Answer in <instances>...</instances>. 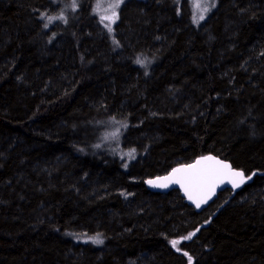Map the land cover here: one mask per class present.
I'll use <instances>...</instances> for the list:
<instances>
[{
    "label": "trees",
    "instance_id": "obj_1",
    "mask_svg": "<svg viewBox=\"0 0 264 264\" xmlns=\"http://www.w3.org/2000/svg\"><path fill=\"white\" fill-rule=\"evenodd\" d=\"M94 3L0 0V264H264V0ZM209 153L248 180L201 212L144 184Z\"/></svg>",
    "mask_w": 264,
    "mask_h": 264
},
{
    "label": "snow or ice",
    "instance_id": "obj_2",
    "mask_svg": "<svg viewBox=\"0 0 264 264\" xmlns=\"http://www.w3.org/2000/svg\"><path fill=\"white\" fill-rule=\"evenodd\" d=\"M122 2V0H117V3L113 5V7L118 6V4ZM75 0H73V4ZM199 2L197 3V7H199ZM207 9L205 8V11ZM62 19L63 17H58ZM50 20L52 18H49ZM203 19V16L200 17ZM48 25L45 24V27ZM107 26V25H106ZM134 151V150H133ZM203 161H214V165L212 166H201ZM126 166V165H125ZM183 174V175H178ZM225 177L235 178L240 177L243 178V173L238 171H233L231 166L224 163L223 161L216 160L214 157H202L200 160L196 161L194 164L184 165L181 168L173 169L172 173L168 177L158 178L163 179L167 182L180 184L185 188V191L188 193L189 199H195L194 193H199L204 191L205 189H211L215 186V183L223 180ZM250 179V177H249ZM149 184H153L158 187H167V183L163 184H155L154 181H147ZM234 186H239L235 180L233 179ZM196 206H200V201L195 200ZM194 235V234H193ZM190 237H185L184 239H188ZM99 242V241H97ZM178 241H171L173 247L177 245ZM178 251L180 249H177ZM187 255V253H184ZM189 261L191 262V257H189Z\"/></svg>",
    "mask_w": 264,
    "mask_h": 264
},
{
    "label": "rangeland",
    "instance_id": "obj_3",
    "mask_svg": "<svg viewBox=\"0 0 264 264\" xmlns=\"http://www.w3.org/2000/svg\"><path fill=\"white\" fill-rule=\"evenodd\" d=\"M129 0H122L118 4V6L113 7L117 3V0H95L94 3V14L99 21L102 29L106 32V34L109 36V38L112 41H116V34H115V26L118 21L119 13L121 11V8L123 5ZM79 0H75L74 5L76 6L78 4ZM199 2V7H197V3ZM186 3L188 5V8H190V19L191 24L196 27L200 28L201 26L205 25V22L212 16V14L218 9L219 6V0H186ZM65 7L68 9L70 8V4L65 5ZM205 8L207 9L205 11ZM46 23L47 27L52 26V24L58 19L57 16H53L52 14H46ZM203 16V19H200V17ZM49 18H52L51 20ZM107 25V26H106ZM43 37V44L44 46L51 43V38L46 37L45 31L42 32ZM46 37V38H45ZM45 39V40H44ZM116 146V145H114ZM117 147V146H116ZM122 158L128 159L129 155L127 153H120ZM212 204V203H211ZM210 204V205H211ZM209 205V206H210ZM208 206V207H209ZM102 236L99 235H84L81 237L83 241H94L96 243H101ZM99 241V242H97Z\"/></svg>",
    "mask_w": 264,
    "mask_h": 264
},
{
    "label": "water",
    "instance_id": "obj_4",
    "mask_svg": "<svg viewBox=\"0 0 264 264\" xmlns=\"http://www.w3.org/2000/svg\"><path fill=\"white\" fill-rule=\"evenodd\" d=\"M208 156L214 157L216 160L223 161L224 163L230 165L233 171L242 172L243 178L241 179L240 177H235V178L225 177L223 180L216 182L215 186L211 188L210 190L205 189L202 192L194 193L195 199H189L188 193L185 191V188L182 187L180 184L167 182V181H164L163 179H158V178L168 177L172 173L173 169L181 168L184 165L194 164L196 161L200 160L202 157H208ZM214 163H215L214 161H203L201 166H212L214 165ZM178 175H183V174H178ZM233 179L239 186H234ZM150 180L154 181L155 184L167 183V187H158V186H154L153 184L147 183V181H150ZM247 180H248V176L243 169L234 167L232 163L227 159H223L218 155L209 153L205 155H200L189 163L177 164L165 174L147 177L145 180V186L153 192H160V193H166L172 189H178L181 196L184 198L185 202L191 205L192 207H194V209L197 212H201L217 199L219 193L222 190L231 189L232 191H238L244 187ZM195 200L200 201L199 207L196 206Z\"/></svg>",
    "mask_w": 264,
    "mask_h": 264
},
{
    "label": "bare ground",
    "instance_id": "obj_5",
    "mask_svg": "<svg viewBox=\"0 0 264 264\" xmlns=\"http://www.w3.org/2000/svg\"><path fill=\"white\" fill-rule=\"evenodd\" d=\"M146 180V179H145ZM144 184H145V181H144Z\"/></svg>",
    "mask_w": 264,
    "mask_h": 264
}]
</instances>
